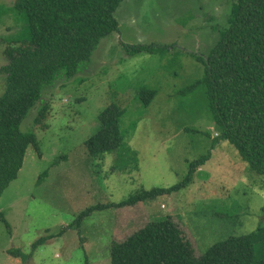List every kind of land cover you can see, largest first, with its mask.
Returning <instances> with one entry per match:
<instances>
[{
	"label": "rangeland",
	"instance_id": "obj_1",
	"mask_svg": "<svg viewBox=\"0 0 264 264\" xmlns=\"http://www.w3.org/2000/svg\"><path fill=\"white\" fill-rule=\"evenodd\" d=\"M15 3L0 0V67L8 62L7 47L26 32ZM231 5L232 0L122 3L115 13L119 29L101 40L73 79L45 91L22 123L24 132L36 134L40 153L28 148L18 179L0 200V264H111L115 239L164 216L191 239L197 255L230 235L257 229L264 177L219 138L201 83L202 58L226 27ZM138 46L144 49L134 53ZM5 89L1 74L0 97ZM45 104L48 127L42 129L35 118ZM111 104L123 112L124 143L91 157L84 142L97 133L98 117ZM204 156L209 157L187 189L131 208L96 211L79 228H68L91 206L179 184L190 163Z\"/></svg>",
	"mask_w": 264,
	"mask_h": 264
},
{
	"label": "trees",
	"instance_id": "obj_2",
	"mask_svg": "<svg viewBox=\"0 0 264 264\" xmlns=\"http://www.w3.org/2000/svg\"><path fill=\"white\" fill-rule=\"evenodd\" d=\"M124 1L16 0L14 11L22 17L26 32L7 47L8 62L0 67V75L6 76V89L0 97V200L18 179L28 148L40 153L36 134L24 132L23 121L43 102L45 91L73 79L101 40L119 29L115 13ZM143 49L135 47L134 53ZM202 59L206 75L201 83L219 138L232 143L241 159L264 177V0H232L226 27ZM146 91L140 94L144 96ZM154 93L148 95L146 104ZM48 108L47 104L40 107L35 118L42 129L48 127ZM122 114L116 104L100 113L99 130L84 142L87 155L102 157L123 145ZM208 157L191 162L188 175L179 184L141 191L120 203L91 206L68 228H79L96 211L131 207L187 189ZM262 215L254 231L230 235L201 255L169 216L154 218L125 239L113 241L111 264H264V207Z\"/></svg>",
	"mask_w": 264,
	"mask_h": 264
},
{
	"label": "crops",
	"instance_id": "obj_3",
	"mask_svg": "<svg viewBox=\"0 0 264 264\" xmlns=\"http://www.w3.org/2000/svg\"><path fill=\"white\" fill-rule=\"evenodd\" d=\"M131 207H133V206H131ZM131 207H130V208H131Z\"/></svg>",
	"mask_w": 264,
	"mask_h": 264
}]
</instances>
